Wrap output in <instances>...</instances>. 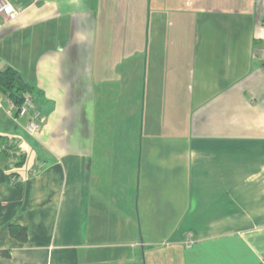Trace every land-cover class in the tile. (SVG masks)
I'll return each instance as SVG.
<instances>
[{
  "label": "crops",
  "instance_id": "1",
  "mask_svg": "<svg viewBox=\"0 0 264 264\" xmlns=\"http://www.w3.org/2000/svg\"><path fill=\"white\" fill-rule=\"evenodd\" d=\"M6 2L0 72L45 123L0 91V264H264V0H185L162 53L137 0Z\"/></svg>",
  "mask_w": 264,
  "mask_h": 264
},
{
  "label": "rangeland",
  "instance_id": "2",
  "mask_svg": "<svg viewBox=\"0 0 264 264\" xmlns=\"http://www.w3.org/2000/svg\"><path fill=\"white\" fill-rule=\"evenodd\" d=\"M138 1V8H136V10L138 11V22L140 24V26L142 27V33L140 34L142 43H139V47L138 49H142V47H146V42H147V38H151L152 37L156 43V48L157 51L159 53H162V45L165 42V48H168V41L169 38H178L180 36V34L184 35L186 37V39H189V37H192V35H190L191 33V24H192V15L194 13V6L196 5L197 0H187V2L190 4L194 3L192 7L194 8H185L184 7V2L185 0H137ZM136 2V0H133V3ZM184 12L183 14L186 15L187 17V23H188V28L186 29H182L183 27H181L180 25V13ZM186 12V13H185ZM188 12V13H187ZM168 24H170V26H168ZM149 34V35H148ZM183 36V37H184ZM183 47H185L184 45L181 47L183 49ZM186 48V47H185ZM165 49V50H166ZM135 59V57L133 58ZM136 62V60H134ZM133 61V62H134ZM137 61H138V66L140 65L139 68L144 69V66H142L144 64V62H146V53H145V48L143 50V53H139L137 54ZM172 71V70H171ZM144 72V70H143ZM143 74V73H142ZM182 75V73H181ZM143 87L140 89V93H139V97H140V101H139V123L142 124L144 122L143 118H147L148 115V111L144 110V97H143V91H142ZM10 99V98H8ZM13 101L10 99L9 102ZM10 102V104H11ZM119 103V102H117ZM21 104V103H20ZM19 105H13L12 107L15 108V111L19 112ZM18 107V108H17ZM119 104H117L116 106V113H115V133L119 134L120 130H119V124H120V110H119ZM148 107L147 103H146V108ZM18 109V110H17ZM15 112V115H11V119L14 122V118L17 120L19 118H21L20 115H17V113ZM123 112L125 113L124 117L128 118V115L130 114H134L135 116V110L132 111H125L123 110ZM129 115V116H130ZM27 121V120H26ZM26 124V123H25ZM25 128V125H24ZM25 131V129H24ZM126 133V129H125V124H122L121 126V134L122 135H126L124 134ZM27 134V133H26ZM28 135V134H27ZM30 136V135H29ZM33 137V136H31ZM123 146H126L127 144L123 141L121 143ZM173 250V249H171ZM180 261L179 257H174L171 256V264H178Z\"/></svg>",
  "mask_w": 264,
  "mask_h": 264
},
{
  "label": "built area",
  "instance_id": "3",
  "mask_svg": "<svg viewBox=\"0 0 264 264\" xmlns=\"http://www.w3.org/2000/svg\"><path fill=\"white\" fill-rule=\"evenodd\" d=\"M17 14V10H15L10 4H8L6 0H0L1 17H3L4 19H13ZM11 105L13 106L14 104H12L11 102ZM18 109L19 112H16L17 115H20L21 117L27 116V121L24 128L25 132L30 136H35L42 129L45 123V117L42 116L40 111L37 109L32 94L26 93L23 95L20 107ZM13 120L17 124V120L15 118ZM12 144L13 143H11L9 139L5 140L0 138V151H9Z\"/></svg>",
  "mask_w": 264,
  "mask_h": 264
},
{
  "label": "trees",
  "instance_id": "4",
  "mask_svg": "<svg viewBox=\"0 0 264 264\" xmlns=\"http://www.w3.org/2000/svg\"><path fill=\"white\" fill-rule=\"evenodd\" d=\"M18 72L12 68H8L0 72V91L10 98L15 105L21 103L22 97L26 93H32L33 89L28 84H20L17 81ZM35 102V101H34ZM3 139L2 136H0ZM19 161L22 156H19ZM12 176V175H11ZM9 231L12 237L24 242L26 240V230L24 227H18L14 225L9 226Z\"/></svg>",
  "mask_w": 264,
  "mask_h": 264
},
{
  "label": "water",
  "instance_id": "5",
  "mask_svg": "<svg viewBox=\"0 0 264 264\" xmlns=\"http://www.w3.org/2000/svg\"><path fill=\"white\" fill-rule=\"evenodd\" d=\"M17 81L20 83V84H24V81L22 80V78L20 76L17 77Z\"/></svg>",
  "mask_w": 264,
  "mask_h": 264
}]
</instances>
